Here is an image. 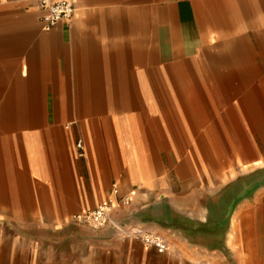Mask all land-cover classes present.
Wrapping results in <instances>:
<instances>
[{"label": "crops", "instance_id": "crops-1", "mask_svg": "<svg viewBox=\"0 0 264 264\" xmlns=\"http://www.w3.org/2000/svg\"><path fill=\"white\" fill-rule=\"evenodd\" d=\"M40 15L0 0V264H264V187L215 225L264 173V0ZM113 184L167 252L71 223Z\"/></svg>", "mask_w": 264, "mask_h": 264}, {"label": "built area", "instance_id": "built-area-1", "mask_svg": "<svg viewBox=\"0 0 264 264\" xmlns=\"http://www.w3.org/2000/svg\"><path fill=\"white\" fill-rule=\"evenodd\" d=\"M76 0H37V5L41 11L40 20L44 30L55 27L59 22L73 17ZM82 149L81 142L76 144ZM81 155L82 152H79ZM135 190H130L124 195L119 194L115 184L112 185L110 194L101 200L95 208L79 212L71 217V221L79 225H87L93 229L108 228L113 231V235L118 238L137 239L146 247L154 248L158 253L169 250L166 239L152 231L147 230L142 225L133 223H121L115 217L118 210H129L132 206V199Z\"/></svg>", "mask_w": 264, "mask_h": 264}, {"label": "water", "instance_id": "water-1", "mask_svg": "<svg viewBox=\"0 0 264 264\" xmlns=\"http://www.w3.org/2000/svg\"><path fill=\"white\" fill-rule=\"evenodd\" d=\"M264 187V173L261 174L260 176L252 179L248 184H246L237 194H235L231 200V203L229 205V208L226 212V215L224 216V218H221L220 221L216 222V230L218 228H222L223 226H225V224H227L236 208V206L244 199L250 197L252 194H254L258 189ZM121 223H133V224H138V225H142L138 222H135L132 219L131 215H127L124 218L120 219ZM112 232L113 235V231L111 229H109Z\"/></svg>", "mask_w": 264, "mask_h": 264}, {"label": "rangeland", "instance_id": "rangeland-1", "mask_svg": "<svg viewBox=\"0 0 264 264\" xmlns=\"http://www.w3.org/2000/svg\"><path fill=\"white\" fill-rule=\"evenodd\" d=\"M71 223H73L72 221H71ZM37 254H38V256H39V261L37 262L36 260V258H35V262H33V264H44L45 263V261H46V259L44 258V254H42L41 256H40V253H38L37 252Z\"/></svg>", "mask_w": 264, "mask_h": 264}]
</instances>
